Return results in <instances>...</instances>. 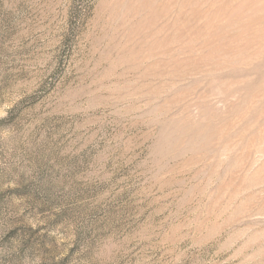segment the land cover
Here are the masks:
<instances>
[{"label":"rangeland","instance_id":"rangeland-1","mask_svg":"<svg viewBox=\"0 0 264 264\" xmlns=\"http://www.w3.org/2000/svg\"><path fill=\"white\" fill-rule=\"evenodd\" d=\"M0 264H264V0H0Z\"/></svg>","mask_w":264,"mask_h":264}]
</instances>
